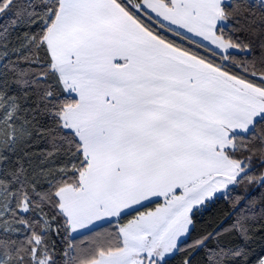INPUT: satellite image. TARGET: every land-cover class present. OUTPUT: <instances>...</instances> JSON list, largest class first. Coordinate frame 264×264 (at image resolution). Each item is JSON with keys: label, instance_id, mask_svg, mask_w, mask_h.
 Returning <instances> with one entry per match:
<instances>
[{"label": "snow or ice", "instance_id": "snow-or-ice-1", "mask_svg": "<svg viewBox=\"0 0 264 264\" xmlns=\"http://www.w3.org/2000/svg\"><path fill=\"white\" fill-rule=\"evenodd\" d=\"M9 14L0 163L17 160L0 174V264H57L53 235L63 264H249L256 201L233 193L264 188L251 175L257 148L264 168V0H0ZM22 25L34 30L11 45ZM41 137L51 148L32 167ZM222 198L232 223L191 239L195 214ZM100 221L117 226L82 253L72 234ZM233 233L242 243H222Z\"/></svg>", "mask_w": 264, "mask_h": 264}, {"label": "trees", "instance_id": "trees-1", "mask_svg": "<svg viewBox=\"0 0 264 264\" xmlns=\"http://www.w3.org/2000/svg\"><path fill=\"white\" fill-rule=\"evenodd\" d=\"M39 4L41 0H36ZM124 3H126L123 0ZM134 2V0H133ZM40 11V9H37ZM12 15L9 14L8 17L0 18V25L4 23L10 22ZM146 20L145 17L142 16ZM34 30L29 29L26 25H22L20 28L13 31L10 35V42L11 45H15L17 43V37H22L24 32ZM165 35L173 40L175 43L182 45L183 47L190 48L194 51H198L200 55L205 56L207 59H212L211 54L204 51V49L197 50L194 45H190L187 41H182L177 37H174L171 33H165ZM233 55L237 57V63L241 60H244V57L238 52L234 51ZM216 63H220L219 58L215 59ZM0 71H3L0 68ZM230 71L235 72L237 75H242L243 72L239 68H232ZM11 84V81H10ZM10 91L20 94V89H18L14 84H11ZM260 126L258 125L256 128V133L259 134ZM255 147V145H254ZM51 145L47 142V140L43 137L39 139L32 140L29 145V150L32 154L31 165L32 167L38 166L42 162V154L44 152L49 151ZM259 156L260 152L257 148V151L253 157V171L251 175L255 177H259L261 173H264V168L259 167ZM17 157L14 155L9 156V162L4 164L0 163V174H3V170L5 168L11 169L15 166ZM27 167V163H26ZM247 195L250 199H254L256 201V209L257 214L256 217L251 220L250 227L252 232V239L246 244H242L244 250L247 252V260L249 264H256V260L258 257L264 256V219L260 218V210L264 209V188H260L258 184H243L236 189V192L233 193V197L235 195ZM163 200L160 199L155 203L149 204L146 208L140 209V211H154L158 205H162ZM47 211V209H45ZM233 214V204L226 199H218L213 203L209 204L207 207L202 208L199 212H197L194 216V226L192 230L191 239H195L201 233L206 231H212L214 229L221 228L226 224H231L232 220L230 216ZM139 215L138 212H132L129 215L123 217L122 220L119 221L121 224H126L129 220L135 219ZM116 222L113 221L112 224L104 223L100 226L92 229L91 231L84 232L80 235H73L75 237V242L81 246V252H88L91 249V245L94 242L95 238L98 235H102L103 237L107 238L113 234V230L116 227ZM23 237L21 236V239ZM52 240L56 242V247L54 249V254L57 258V264H63L64 261V250L66 245L61 241L60 236L53 235ZM190 242V241H189ZM222 243L233 246L237 243H242L234 233L231 235H227L223 237ZM203 254L198 255L196 257L197 261H201ZM179 255L175 258L170 259L169 264H179Z\"/></svg>", "mask_w": 264, "mask_h": 264}, {"label": "crops", "instance_id": "crops-1", "mask_svg": "<svg viewBox=\"0 0 264 264\" xmlns=\"http://www.w3.org/2000/svg\"><path fill=\"white\" fill-rule=\"evenodd\" d=\"M153 15H155V14H153ZM146 18V17H145ZM197 39H199V38H197ZM205 44H207V42H204ZM210 46V45H209ZM105 222H103V221H100V222H96V226L95 227H93L92 229H94V228H96V227H98V226H100L101 224H104ZM87 231H89L88 229H79V230H77V232H76V234H82V233H84V232H87Z\"/></svg>", "mask_w": 264, "mask_h": 264}, {"label": "rangeland", "instance_id": "rangeland-1", "mask_svg": "<svg viewBox=\"0 0 264 264\" xmlns=\"http://www.w3.org/2000/svg\"><path fill=\"white\" fill-rule=\"evenodd\" d=\"M126 3L128 2V0H124ZM3 136V131L0 130V138H2ZM163 204V203H162ZM73 235H80V234H76V233H73Z\"/></svg>", "mask_w": 264, "mask_h": 264}]
</instances>
